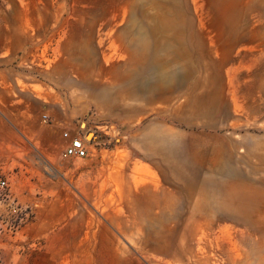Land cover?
<instances>
[{
	"label": "rangeland",
	"instance_id": "1",
	"mask_svg": "<svg viewBox=\"0 0 264 264\" xmlns=\"http://www.w3.org/2000/svg\"><path fill=\"white\" fill-rule=\"evenodd\" d=\"M2 182L0 264H264V0H0Z\"/></svg>",
	"mask_w": 264,
	"mask_h": 264
},
{
	"label": "built area",
	"instance_id": "2",
	"mask_svg": "<svg viewBox=\"0 0 264 264\" xmlns=\"http://www.w3.org/2000/svg\"><path fill=\"white\" fill-rule=\"evenodd\" d=\"M64 138L67 140V145L63 153L64 158L83 159L87 156L86 146L80 138H72L68 133L64 134ZM5 186V182L0 185L1 188Z\"/></svg>",
	"mask_w": 264,
	"mask_h": 264
},
{
	"label": "crops",
	"instance_id": "3",
	"mask_svg": "<svg viewBox=\"0 0 264 264\" xmlns=\"http://www.w3.org/2000/svg\"><path fill=\"white\" fill-rule=\"evenodd\" d=\"M69 136H70V135H69ZM70 137H72V136H70ZM72 138H76V137H72ZM167 145L170 146L171 144H170V143H167ZM135 166H136V165H135ZM135 166H134V167H135ZM134 167H133V168H134Z\"/></svg>",
	"mask_w": 264,
	"mask_h": 264
}]
</instances>
